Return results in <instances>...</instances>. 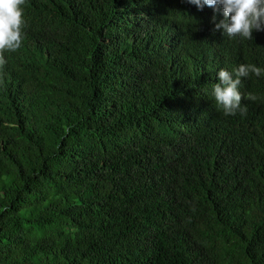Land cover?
I'll list each match as a JSON object with an SVG mask.
<instances>
[{"label":"trees","instance_id":"16d2710c","mask_svg":"<svg viewBox=\"0 0 264 264\" xmlns=\"http://www.w3.org/2000/svg\"><path fill=\"white\" fill-rule=\"evenodd\" d=\"M0 53V264H264V31L186 0H24ZM251 95L253 99H245Z\"/></svg>","mask_w":264,"mask_h":264},{"label":"clouds","instance_id":"9594fccd","mask_svg":"<svg viewBox=\"0 0 264 264\" xmlns=\"http://www.w3.org/2000/svg\"><path fill=\"white\" fill-rule=\"evenodd\" d=\"M198 10L209 7L222 11L223 20L215 23V31H222L229 38L239 36L251 40L254 31H264V0H186ZM24 0H0V53L15 52L22 45L23 39V7ZM0 55V63H3ZM264 76V68L254 64H241L231 72L221 69L218 72L219 83L212 87V96L216 104L223 109L225 116L246 112L241 106L242 95L239 91L241 78L249 74ZM245 99H253L251 95Z\"/></svg>","mask_w":264,"mask_h":264}]
</instances>
